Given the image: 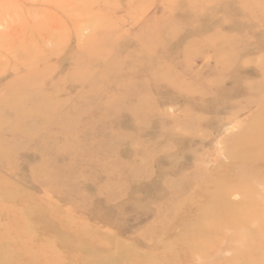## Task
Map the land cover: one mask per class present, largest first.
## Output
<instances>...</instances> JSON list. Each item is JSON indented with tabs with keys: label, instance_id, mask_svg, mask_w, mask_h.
Here are the masks:
<instances>
[{
	"label": "rangeland",
	"instance_id": "obj_1",
	"mask_svg": "<svg viewBox=\"0 0 264 264\" xmlns=\"http://www.w3.org/2000/svg\"><path fill=\"white\" fill-rule=\"evenodd\" d=\"M0 264H264V0H0Z\"/></svg>",
	"mask_w": 264,
	"mask_h": 264
},
{
	"label": "bare ground",
	"instance_id": "obj_2",
	"mask_svg": "<svg viewBox=\"0 0 264 264\" xmlns=\"http://www.w3.org/2000/svg\"><path fill=\"white\" fill-rule=\"evenodd\" d=\"M220 135V134H219ZM263 238V237H262Z\"/></svg>",
	"mask_w": 264,
	"mask_h": 264
}]
</instances>
